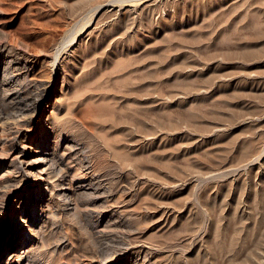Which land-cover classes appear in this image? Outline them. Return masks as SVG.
I'll use <instances>...</instances> for the list:
<instances>
[{
  "label": "rangeland",
  "instance_id": "374dc122",
  "mask_svg": "<svg viewBox=\"0 0 264 264\" xmlns=\"http://www.w3.org/2000/svg\"><path fill=\"white\" fill-rule=\"evenodd\" d=\"M41 81L31 264H264V0H0V106Z\"/></svg>",
  "mask_w": 264,
  "mask_h": 264
},
{
  "label": "bare ground",
  "instance_id": "6f19581e",
  "mask_svg": "<svg viewBox=\"0 0 264 264\" xmlns=\"http://www.w3.org/2000/svg\"><path fill=\"white\" fill-rule=\"evenodd\" d=\"M111 1L114 0H109ZM93 18L69 39L74 41L85 33ZM59 55L60 50H57L54 60H51L53 71ZM49 89V85L41 81L37 94L38 102L34 99V103L26 102L12 109L0 106V222L2 223L0 247L6 243L5 235L9 237L6 241L18 237L14 242H8L14 245V248L9 253L6 264H12L13 261L16 264L32 263L29 253L31 239L37 233L35 224L38 216L37 208L40 207L41 210L46 191L50 186L58 185L56 181L60 180L59 176H61L53 173L59 166L56 164L58 161H54V153L51 151L43 153L41 150V146L47 145L50 139L47 137L48 125L43 115L46 111L45 109L39 111L38 103L40 105L42 99L47 98ZM36 126L38 129H35ZM34 131L36 133L30 134ZM20 195L23 197L22 204L18 203ZM7 200L10 201L7 203ZM24 235L26 237L22 241ZM19 246L22 247L18 248ZM2 254L0 253V260L4 259ZM83 261L85 264L89 262L86 257Z\"/></svg>",
  "mask_w": 264,
  "mask_h": 264
}]
</instances>
